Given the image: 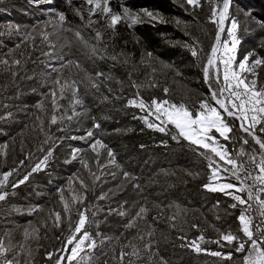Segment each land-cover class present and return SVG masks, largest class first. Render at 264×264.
<instances>
[{"label": "trees", "instance_id": "1", "mask_svg": "<svg viewBox=\"0 0 264 264\" xmlns=\"http://www.w3.org/2000/svg\"><path fill=\"white\" fill-rule=\"evenodd\" d=\"M214 2L222 7L221 0ZM80 4L78 0H52V4L41 0L38 5L27 0L0 1V144L6 146L3 156L0 152V169L3 173L16 170L0 189L8 193L0 201V240L11 249L9 258L15 253L19 264H55L71 234L69 217L74 228L78 212L87 209L86 230L97 247H86L81 253L86 264L89 255L90 264H243L248 244L245 252H236L235 242L221 241V246L208 241L228 231L246 239L238 221L246 205L223 192L207 190L210 169L200 154L204 149L197 150L183 138L172 139V125L167 132L148 128L139 118L147 110L127 103L139 98L146 104L167 99L192 109L204 99L214 104L209 84L212 89L217 84L214 79L206 83L203 71L218 33L217 24L210 19L213 4L207 0H200L199 7L185 0H109L116 13L129 7L163 16L161 22L141 21L130 27L121 21L114 28L99 12L91 17L89 26V13L82 11L83 20L76 13ZM57 12L66 15L63 26ZM231 19L239 25L237 63L249 53L253 54L249 64L264 59V0H232L221 44L230 38ZM77 31L83 39L75 35ZM192 46L198 53L195 57ZM97 72L105 75L97 77ZM209 72L211 76L213 69ZM256 72L259 89L264 87V65ZM57 80L61 84L76 81L82 103L73 109L71 89L61 99ZM93 81L98 89L92 87ZM54 89L58 109L52 103ZM54 114L56 124L51 123ZM226 119L233 129L231 138L224 140L215 133L219 143L233 157L238 156V162L251 155L259 159V145L240 129V121ZM148 120L159 123L154 116ZM96 123L99 128L94 127ZM262 126L257 125L255 132L264 140ZM89 131L92 137L87 136ZM96 140L106 147L97 146L94 151L91 145ZM75 149L80 151L73 159ZM49 150L52 155L46 166L33 172ZM109 150L114 163H110ZM246 166L252 170V165ZM26 175L23 184L13 187ZM231 182L239 184L234 177ZM60 190L70 212L64 210ZM74 194L84 197L83 201L74 202ZM237 194L247 198L246 193ZM260 195L264 199V193ZM233 203L238 206L230 207ZM141 208L147 211L138 215ZM255 209L253 205L249 213L256 217L254 223L259 220ZM56 212L61 214L59 227L54 224ZM200 235L205 237L201 248L231 253V259L197 253L187 246ZM71 247L67 245L68 252ZM134 248L136 255L131 254ZM121 252L127 253L123 260ZM48 253L53 254L51 259Z\"/></svg>", "mask_w": 264, "mask_h": 264}, {"label": "snow or ice", "instance_id": "2", "mask_svg": "<svg viewBox=\"0 0 264 264\" xmlns=\"http://www.w3.org/2000/svg\"><path fill=\"white\" fill-rule=\"evenodd\" d=\"M33 2L38 3L39 0H33ZM47 2L51 3V0H47ZM68 2L70 3L71 0H68ZM185 2L193 7L200 6V0H185ZM207 2L213 4L210 17L211 21L217 24L218 33H223L225 31V21L229 19V8L232 0H221L222 7L221 3H215L214 0H207ZM85 3L91 6L88 8L90 17L88 21L89 26L93 23L91 17L97 14V10L106 17V22L113 28L121 21L126 22L131 27L139 22L141 14L152 20L158 19V14L154 15L153 12L147 9H143L142 13H133L128 7H124L123 11L120 13L113 12L112 8L109 6V0H85ZM76 13L80 16L81 20L84 19L80 9H76ZM57 17L58 23L63 26V23L66 21L65 13L57 12ZM229 22L231 25L228 30L230 40H225L223 44H221V36L217 34L215 45L211 49V54L203 70L205 82L208 83L210 79H214L217 84V89H212V85L209 84L210 97L211 100L214 101V104L210 103L208 99H204L199 102L198 108L192 109L185 103L177 104L167 99L162 101L154 99L150 104H146L143 98H139L138 100L130 99L127 103L129 106H135L141 111L147 110V114L139 118L144 121L148 128H154L160 132H167L168 125H172L175 129V134L172 135V139L177 140L178 138H183L188 141L190 145L195 146L197 150H205L200 154L209 162V183L205 185L207 190L212 192H223L225 195L231 196L239 205H246L238 216L240 232L246 239H241L239 235L228 231L226 233H221L219 239L208 242L216 243L221 246H223L221 241L227 242L228 245H232L233 242H235L236 252H245V245L248 244V251L243 258V264H264V199H261L260 195L264 193V140L257 136L255 132L257 125H264V87L257 88L258 73L256 72L258 66L264 65V59L256 58L249 64V57L253 55L249 53L237 63L236 50L240 41L236 36V31L239 25L235 19H231ZM75 35L83 39L79 31H77ZM100 36L101 34L97 32L96 37L99 38ZM44 38L47 40V34L44 35ZM92 51L95 53L96 49L93 48ZM191 54L194 57L198 55L195 46L191 47ZM46 55H50V53H46ZM147 55L151 57L152 53L149 52ZM112 59H116V57H112ZM3 62L7 63L6 60ZM14 63L18 65L20 61L16 60ZM69 63H71V61H69ZM210 68L213 69L211 76L209 72ZM104 75L105 74L102 72L96 73L97 77H102ZM249 76H251V79L248 78ZM107 79H111V76L107 77ZM55 83L60 85L59 94L61 99L64 98L65 91L71 89L73 109L74 105L82 103L77 97L79 89L76 81H65L61 84L60 81L57 80ZM92 87L98 89L99 84L93 81ZM109 91H111V89H109ZM164 92L167 93L168 89L165 88ZM225 93H227V95H225ZM51 96L53 107L58 109L59 106L57 105L56 99L57 92L55 89L51 92ZM137 96H139V93H137ZM148 116H154L155 120L159 121V123L149 122ZM226 117H234L239 120L240 129L244 133L250 135L255 144L259 145V159H257L256 155H251L248 157L247 161L238 162V156L233 157L231 153H229L227 147L219 143L217 136L212 134L213 132L218 133L219 137L224 140H229L231 138L229 133H231L233 129ZM63 118L64 117H60L61 120ZM57 119L58 117L54 114L51 117V123L56 124ZM68 119H71V117H68ZM94 127L99 128V123H96ZM260 131L264 132V126L260 127ZM92 135L93 133L91 131L87 133L88 137H92ZM243 143L247 144L248 140L244 139ZM97 146L101 148L106 147L100 140H96L91 145V148L95 151ZM79 151L80 149L74 150L73 159L76 158L75 153ZM240 154H244L243 148H241ZM51 155L52 151L49 150L44 159L36 164L32 171L35 172L40 170L42 165L46 166ZM108 156L112 158L110 163H114V154L111 150L108 151ZM214 157L218 158V161L215 160ZM219 162H223V164ZM82 163L84 162L82 161ZM21 164H23V161H21ZM246 164L252 165V170H249ZM85 167H87L86 163ZM14 171L16 170L14 169L2 174V178H0V189L6 186L9 177L13 175ZM221 171L231 172V176L234 177L239 184L213 183L221 179ZM241 173H244L243 177ZM29 175H31V173H29ZM93 175L95 174L93 173ZM124 175L125 177L128 176L127 173ZM27 179L28 175L13 184V187H18L19 184H23ZM96 179H99V177H96ZM248 180H251L252 184H248ZM80 183L82 187L87 189V185H85L83 181H80ZM254 187L257 188L255 193L253 192ZM60 191L61 200L64 202V210L70 212L71 209L68 201L64 199L63 190ZM237 193H246L247 198L245 199ZM7 196V192L0 191V201H4ZM83 199L84 197L75 194L72 197L74 202H82ZM250 201L255 202L256 205L255 211L259 218L256 223H254L256 217L249 214L253 210V203H250ZM238 204L233 203L230 207L236 208ZM146 211L145 208H141L138 215L145 214ZM119 215H125V213L120 212ZM78 216L79 218L74 228L71 226V218L69 217L71 234L66 238V245L63 249L64 252H68L67 245H72L70 254L67 255V264H72L73 260H77V264H86L85 257L81 256V253L85 252V246L88 249H95L97 247L96 240L92 239L90 233L86 230V224L89 219L87 209L79 211ZM60 222L61 214L56 212L54 214L55 226L59 227ZM131 226L130 224L129 227ZM193 227L197 226L194 225ZM28 235L26 231L25 236ZM78 236L79 239L77 238ZM204 241L205 237L200 235L198 240H192L187 246L192 247L197 253L206 252L209 255L221 257L222 259H231V253L225 254L219 251L209 252L207 249L201 248L200 244ZM10 251L11 249L5 245L4 241L0 240V264H19L15 253L9 258L8 254ZM131 254H138L135 248ZM52 255V253H48L47 258L51 259ZM125 255H127V253L121 252V260H123ZM64 260L65 256L60 255L55 264H64ZM90 261L91 256L89 255L87 257V264H90ZM162 264H166V262H162Z\"/></svg>", "mask_w": 264, "mask_h": 264}, {"label": "rangeland", "instance_id": "3", "mask_svg": "<svg viewBox=\"0 0 264 264\" xmlns=\"http://www.w3.org/2000/svg\"><path fill=\"white\" fill-rule=\"evenodd\" d=\"M0 1H2V0H0ZM29 3H31V4H33V5H38V4H40L41 3V0H39V2L38 3H34L33 2V0H27ZM78 1H81V4H80V6H79V8L78 9H80V11L82 12V11H86V12H88V8L89 7H91V6H89V5H87L86 3H85V0H78ZM50 4H52V0H51V3ZM129 8V7H128ZM130 9V8H129ZM133 13H138V12H135V11H133L132 9H130ZM149 11V10H148ZM99 12V10H97V13ZM151 12H153L154 13V15H157L158 14V19H156V20H152V19H150V18H148V17H146V16H144L143 14H141V17H140V20H139V22H146V23H149L150 21H154V22H161L162 21V14L161 13H159V12H156V11H151ZM141 13H142V11H141ZM138 22V23H139ZM137 23V24H138ZM222 38V37H221ZM228 40H230V38L228 39ZM219 55V54H218ZM221 67H222V65H221ZM225 95H227V93H225ZM213 135H215V132H213L212 133ZM218 139V138H217ZM5 144H0V152H1V155L3 156L4 155V151H5ZM214 159L215 160H217L218 161V159L217 158H215L214 157ZM219 163H221V164H223V162H219ZM228 167H230V166H228ZM247 167V166H246ZM1 168V167H0ZM2 174H3V172H1V169H0V178H2ZM242 174V173H241ZM220 176H221V179H219V180H217V181H214L213 183H233V184H236V183H234V182H231V178H232V176H231V172H223V171H221V173H220ZM231 177V178H230ZM247 183L248 184H252V181L251 180H248L247 181ZM238 185V184H237ZM229 191H234V190H229ZM253 192L255 193V188H253ZM250 203H253V205H255V202H251L250 201ZM256 206V205H255ZM85 249H86V246H85ZM70 254V252H63V256H65V260H64V264H67V255H69ZM74 261V260H73ZM72 261V262H73Z\"/></svg>", "mask_w": 264, "mask_h": 264}, {"label": "bare ground", "instance_id": "4", "mask_svg": "<svg viewBox=\"0 0 264 264\" xmlns=\"http://www.w3.org/2000/svg\"><path fill=\"white\" fill-rule=\"evenodd\" d=\"M162 19H163V16H162ZM225 25H226V21H225ZM219 35L222 37V33H219Z\"/></svg>", "mask_w": 264, "mask_h": 264}, {"label": "built area", "instance_id": "5", "mask_svg": "<svg viewBox=\"0 0 264 264\" xmlns=\"http://www.w3.org/2000/svg\"><path fill=\"white\" fill-rule=\"evenodd\" d=\"M145 101V99H143Z\"/></svg>", "mask_w": 264, "mask_h": 264}, {"label": "water", "instance_id": "6", "mask_svg": "<svg viewBox=\"0 0 264 264\" xmlns=\"http://www.w3.org/2000/svg\"><path fill=\"white\" fill-rule=\"evenodd\" d=\"M217 34H219V33H217ZM215 45V44H214Z\"/></svg>", "mask_w": 264, "mask_h": 264}]
</instances>
